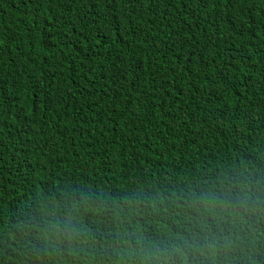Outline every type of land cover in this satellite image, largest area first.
<instances>
[{"label": "trees", "instance_id": "trees-1", "mask_svg": "<svg viewBox=\"0 0 264 264\" xmlns=\"http://www.w3.org/2000/svg\"><path fill=\"white\" fill-rule=\"evenodd\" d=\"M0 264H264V0H0Z\"/></svg>", "mask_w": 264, "mask_h": 264}, {"label": "clouds", "instance_id": "clouds-1", "mask_svg": "<svg viewBox=\"0 0 264 264\" xmlns=\"http://www.w3.org/2000/svg\"><path fill=\"white\" fill-rule=\"evenodd\" d=\"M235 218L232 217L228 220ZM228 220L218 222L215 219L197 216L191 212L185 215L181 219L182 227L179 231L185 234L183 240L189 248L191 255L203 257L205 254H209L217 260L218 255L212 248L214 242L221 240L238 243L237 237H235L229 227ZM98 231L101 236V229L99 228ZM197 236H201V241L195 240Z\"/></svg>", "mask_w": 264, "mask_h": 264}]
</instances>
